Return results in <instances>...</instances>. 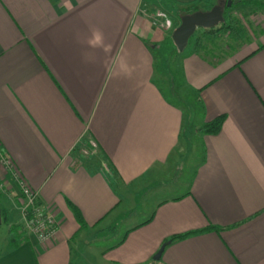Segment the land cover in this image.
<instances>
[{
	"label": "crops",
	"instance_id": "obj_1",
	"mask_svg": "<svg viewBox=\"0 0 264 264\" xmlns=\"http://www.w3.org/2000/svg\"><path fill=\"white\" fill-rule=\"evenodd\" d=\"M150 3L0 0V154L58 224L40 244L0 166L1 218L17 229L0 264H75L87 246L88 264H264V25L223 56L170 48L179 80L167 92L155 56L167 32ZM219 117L218 134L197 131ZM189 151L188 176L178 163ZM101 231L109 245L96 247Z\"/></svg>",
	"mask_w": 264,
	"mask_h": 264
},
{
	"label": "rangeland",
	"instance_id": "obj_2",
	"mask_svg": "<svg viewBox=\"0 0 264 264\" xmlns=\"http://www.w3.org/2000/svg\"><path fill=\"white\" fill-rule=\"evenodd\" d=\"M145 2H148V0H144ZM223 0H149L150 3V10L151 12H154V15L157 13H161L162 15H165V17L168 19V21L172 24L176 25L178 23L179 25V17H181V12L185 8H192L195 7L199 11L207 12L209 11L214 5H216L218 2ZM256 4H264V0H256ZM154 10V11H153ZM231 16L239 20L240 24L248 31L249 34V41L248 43H243V45H250L251 43H255L254 39L259 34V31L262 30L259 25H264V12L261 9H257L255 7V4L252 3V5L247 4H236L233 5V8L230 9ZM156 20L158 26H162V29L160 30L161 33L167 32V39L164 37L160 38V40L155 41V44L157 45V49L155 52L156 58L161 62L160 67L157 70L156 77L160 82V85L165 89V91H169V81L171 76H173L175 79L179 80V75H177L178 67H176L174 61L178 59L179 55L187 54L192 51V45L194 43V40L196 37L200 36L202 33V30L197 29L194 35L190 38L188 42V46L184 50V52L180 53L175 51L177 54H173V52H168L170 48L175 47L172 39H171V31L170 29H166L164 27V21L161 18H158L156 15ZM258 23V24H256ZM159 29V28H158ZM172 29V28H171ZM164 35V34H163ZM170 36V37H169ZM237 42H233L228 38L227 36L219 38L216 42L210 43L205 42L206 51L205 54H215L219 56L229 54L231 50L235 47L237 48L239 45ZM252 45V44H251ZM176 50V49H175ZM223 54V55H221ZM172 79V78H171ZM179 89V90H178ZM177 89V93L183 98V101H186L188 108L191 111V115H194L193 119H196V115H198V104L196 103V98L193 96L187 89L179 85V88ZM192 106H189V105ZM194 125L196 121L194 120ZM186 136V135H185ZM193 137H186L189 144L197 142V137L195 136L194 139H190ZM189 151L187 152V155L180 157L179 159V165L185 166L186 170L188 172V176L190 175V171L194 169V165L198 163L199 155L197 153H194ZM184 178H186V176ZM185 180V179H184ZM153 195L154 192H153ZM148 196L147 194L139 198V206L142 205L141 201H146L144 197ZM143 198V199H142ZM150 200V198H149ZM148 201V200H147ZM22 209V206H21ZM141 211V210H140ZM147 211V210H146ZM22 212V210H21ZM146 213V212H145ZM148 213V212H147ZM127 224H117L113 226V230L116 231V238L121 237L125 230V226ZM10 224L7 223L5 220H2L0 224V252L4 251L6 249V239L10 237L11 235H14L13 231H10ZM95 235V236H94ZM109 236L108 231H101L97 234H93V238L91 240L89 239L90 243H94L96 247H103L106 245H109L108 242H103V239ZM92 241V242H91ZM93 250H91L92 252ZM89 246L87 247H81V252L75 254V264H88L91 259V255L93 256V252L89 254ZM95 254V253H94ZM94 260V259H93Z\"/></svg>",
	"mask_w": 264,
	"mask_h": 264
},
{
	"label": "trees",
	"instance_id": "obj_3",
	"mask_svg": "<svg viewBox=\"0 0 264 264\" xmlns=\"http://www.w3.org/2000/svg\"><path fill=\"white\" fill-rule=\"evenodd\" d=\"M232 1H234V0H232ZM238 1H239V4H247V5H251L252 3L255 4V2H257L256 0H238ZM232 8H233V5L230 8H225V10L223 12L224 22L222 24H220L218 27H216L214 29H210V30H202L201 35L196 37L194 40V43L192 45V51L193 52L200 53L202 51L203 52L206 51L205 50L206 49L205 42L214 43L219 38L224 37V36H227L233 42L245 41L247 39V32H246L245 28L240 24L239 20H237L236 18H234L233 16H231L229 14L230 9H232ZM197 11H199V10L195 7L185 8L182 10L180 16L192 14V13L197 12ZM179 19H180V17H179ZM223 123H224V117H219V118H216L215 120H213L211 122L202 124V126L200 128H198L197 131L201 132L203 134H206V135H216L221 130ZM73 213H74V215H75V217L79 223V226L81 228L85 227V224H84L78 210L73 208ZM211 230L217 231V228L216 227H208L204 230L190 232V233L180 235V236H174L169 241L170 242L178 241L181 239H185L189 236H192V235H195L198 233L211 231ZM10 231H13L15 233L17 231V229L11 230V228H10ZM9 246L10 247L16 246L15 239H12L9 241Z\"/></svg>",
	"mask_w": 264,
	"mask_h": 264
},
{
	"label": "built area",
	"instance_id": "obj_4",
	"mask_svg": "<svg viewBox=\"0 0 264 264\" xmlns=\"http://www.w3.org/2000/svg\"><path fill=\"white\" fill-rule=\"evenodd\" d=\"M158 18L164 21V27L169 29L171 23L161 13L156 14ZM0 166L5 173L12 176L20 193V202L22 206V216L30 234L40 243L47 244L52 241L58 230V224L53 212L47 207L42 206L38 201L37 193L27 185V183L13 170L8 159L0 154ZM2 185H0V189Z\"/></svg>",
	"mask_w": 264,
	"mask_h": 264
},
{
	"label": "water",
	"instance_id": "obj_5",
	"mask_svg": "<svg viewBox=\"0 0 264 264\" xmlns=\"http://www.w3.org/2000/svg\"><path fill=\"white\" fill-rule=\"evenodd\" d=\"M238 0H223L214 5L209 11H197L192 14L182 15L179 19V25L173 30L171 39L178 52L182 53L188 46L190 38L194 35L197 29L210 30L218 27L224 22L223 12L225 8H230L232 5L238 4ZM0 210V224H1ZM168 245L163 244L157 254L153 257L154 260H159L162 251Z\"/></svg>",
	"mask_w": 264,
	"mask_h": 264
},
{
	"label": "clouds",
	"instance_id": "obj_6",
	"mask_svg": "<svg viewBox=\"0 0 264 264\" xmlns=\"http://www.w3.org/2000/svg\"><path fill=\"white\" fill-rule=\"evenodd\" d=\"M99 34L97 33V38H98Z\"/></svg>",
	"mask_w": 264,
	"mask_h": 264
}]
</instances>
